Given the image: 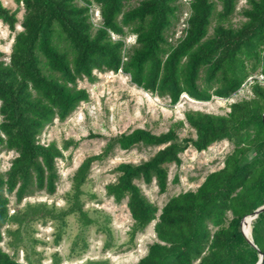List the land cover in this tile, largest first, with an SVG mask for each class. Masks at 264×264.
Listing matches in <instances>:
<instances>
[{"label":"trees","instance_id":"16d2710c","mask_svg":"<svg viewBox=\"0 0 264 264\" xmlns=\"http://www.w3.org/2000/svg\"><path fill=\"white\" fill-rule=\"evenodd\" d=\"M16 2L23 5L21 22L19 9L13 12L0 0V22L16 32L9 61L0 60V154H16L6 171L0 160V243L4 230L20 237L36 222H63L68 214H78L83 228L98 224L96 210L84 211L81 202L92 162L108 157L116 147L143 145L159 149L139 163H119L116 181L105 186L115 203L127 200L134 221L132 240L155 221L156 242L134 264H256L264 253V213L246 231L250 235L252 226L254 246L243 234L242 220L264 207V81L257 79L250 85L251 96L232 103L226 115L186 111L184 121L194 138L178 134L182 121L159 134L136 128L110 138L99 154L79 165L66 209L46 203L23 210L18 206L40 192L57 194L58 160L65 158L73 141L59 147L40 139L56 120L66 121L89 101V92L79 88V82H95V72L121 73L146 93L169 98L171 105L183 95L197 102L228 100L250 77L264 76V0H249L240 13V0H189L179 38L182 0ZM94 7L100 16L97 24ZM237 14L244 21L235 26ZM129 36L135 38L132 45L126 42ZM222 141L234 146L224 166L209 172L195 190L168 199L162 208L139 186L138 182L155 183L164 194L169 164L179 165L189 147L203 151ZM10 225L18 228H6ZM29 258L26 264H34ZM0 264L23 263L0 246Z\"/></svg>","mask_w":264,"mask_h":264},{"label":"rangeland","instance_id":"374dc122","mask_svg":"<svg viewBox=\"0 0 264 264\" xmlns=\"http://www.w3.org/2000/svg\"><path fill=\"white\" fill-rule=\"evenodd\" d=\"M188 1L182 0L184 15L177 27L176 38L182 35L186 26L184 22L189 13ZM248 1L240 0L239 13L247 7ZM2 2L13 12L19 9L18 18L21 22L24 15L23 5H18L16 0ZM92 10L93 22L97 24L100 21L98 9L94 7ZM243 21L244 18L240 14L233 19L235 26ZM21 29L18 24L17 30ZM15 33L7 24L0 22V60L9 61ZM134 40V36L126 38L129 45L134 44ZM94 75L97 80L93 83L87 79L79 82V88L89 92V101L82 103L66 121L56 120L45 129L40 139L44 145L57 142L59 147H63L66 141H73L69 150L65 152V158L58 160L61 179L57 194L52 197L46 192L37 193L36 196L25 199L18 209L23 210L29 204L39 203L55 205L59 210L66 209V196L70 192L72 179L79 165L87 156L99 154L110 138L136 128H146L159 134L179 121H182L184 126L177 130L178 134L181 137L194 138V131L184 121L186 111L226 115L230 112L232 103L251 96L250 85L253 83L249 84V79L255 81L256 77H260V75L250 77L243 88L228 100L213 97L209 102H197L183 95L178 104L171 105L169 98L146 93L121 73L115 75L95 72ZM158 149L143 145L130 150L116 147L108 157L92 162L81 202L84 211L91 213L92 210H96L94 217L98 224L93 223L83 228L78 214H68L63 222L39 221L28 232L23 230L20 235L23 242L20 237L8 235L4 230L0 246L23 264L28 262L27 257H30L34 264L136 263L146 255L148 246L156 242L153 232L155 221L137 233L132 240L131 230L134 221L127 207V200L121 204L115 203L113 198L106 195L105 186L116 181L118 173L115 168L119 163H139L149 159ZM233 149V144L228 141L213 144L203 151L189 147L180 155L179 165H168V187L164 194L158 193L155 183L150 186L142 182L138 184L150 202L160 209L171 197L195 190L209 172L222 168L226 157ZM15 157L14 152L0 154L1 170H8ZM10 199V214L14 215L17 210L16 200L13 196ZM249 222V220L246 222V231L251 225ZM8 227L13 230L18 228L17 225L6 228ZM57 236L59 240H56Z\"/></svg>","mask_w":264,"mask_h":264},{"label":"water","instance_id":"95a60500","mask_svg":"<svg viewBox=\"0 0 264 264\" xmlns=\"http://www.w3.org/2000/svg\"><path fill=\"white\" fill-rule=\"evenodd\" d=\"M261 213H264V207L258 209L254 215H251V216H247L245 217L243 220H242V231H243V234L244 236L246 237V239L249 241V243L251 245L254 246V242H253V239H252V231L250 232V236L248 234H246V232L244 231V227L246 225V222L247 220H249L250 224L252 225L253 221L261 214ZM251 230H252V226H251ZM264 261V253L263 252H260V258L258 260V262L256 264H262Z\"/></svg>","mask_w":264,"mask_h":264},{"label":"built area","instance_id":"2783aa9c","mask_svg":"<svg viewBox=\"0 0 264 264\" xmlns=\"http://www.w3.org/2000/svg\"><path fill=\"white\" fill-rule=\"evenodd\" d=\"M259 80V81H264V76H260V77H256L255 80ZM254 83V79L250 78L249 79V84Z\"/></svg>","mask_w":264,"mask_h":264},{"label":"bare ground","instance_id":"6f19581e","mask_svg":"<svg viewBox=\"0 0 264 264\" xmlns=\"http://www.w3.org/2000/svg\"><path fill=\"white\" fill-rule=\"evenodd\" d=\"M245 228H246V226L244 227V231L246 232V229H245ZM246 234H247V233H246ZM249 236H250V235H249Z\"/></svg>","mask_w":264,"mask_h":264},{"label":"crops","instance_id":"0c3cea01","mask_svg":"<svg viewBox=\"0 0 264 264\" xmlns=\"http://www.w3.org/2000/svg\"><path fill=\"white\" fill-rule=\"evenodd\" d=\"M252 231V230H251Z\"/></svg>","mask_w":264,"mask_h":264}]
</instances>
